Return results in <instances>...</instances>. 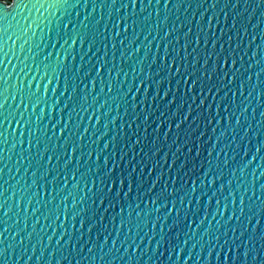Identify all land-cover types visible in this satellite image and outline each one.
<instances>
[{"label":"snow or ice","instance_id":"1","mask_svg":"<svg viewBox=\"0 0 264 264\" xmlns=\"http://www.w3.org/2000/svg\"><path fill=\"white\" fill-rule=\"evenodd\" d=\"M31 2V0H29ZM187 0H177L175 7L177 9L184 6ZM219 0H213L211 4L212 8L218 6ZM161 0H156V4L159 5ZM172 3V0H165L164 7L167 8L168 5ZM229 0H225V7H228ZM256 6H264V0H255ZM37 4L41 8L47 5L50 9H64L67 13L68 9H77L83 7L85 10L91 6L92 12L84 15L83 19H79L80 12L75 13V18L68 16L65 20L64 17H60L56 20L53 27L50 21L46 27L48 32L54 35H49V44L44 45L47 49L50 45L52 51H47L42 55L41 52L37 51L32 54L33 50L29 49L30 58L32 60V67L25 63L24 67H20V73L24 74L26 69H28V74L24 75L25 83H21V77L17 76L16 85H9L8 81L10 79V74L5 63H11L8 59L9 53L13 54L15 58L14 44L10 46L8 41L12 40L13 36L17 40L22 39L23 36H27L28 29L22 30L21 33L12 32L9 35L8 28H0V144H7L8 138L12 137L19 143L21 147L20 160L17 161L18 164H26L27 167L24 171V176L21 180H25L26 187L19 190V201H16L14 207L17 208V215H20V211H27V208L21 209L20 205L24 202L27 197V205L31 206L33 200H36L41 195L43 191L46 195H50V199L44 200L43 204V216L45 220L51 219L55 216L53 223L55 224L57 220L60 219V215L63 213L65 220L68 218L69 209L67 207V201L69 197L73 199L72 209L76 210L77 202L79 204L86 205L78 211H74L72 216L73 221L79 218L80 229L83 230L87 224V235L88 239L85 241L84 233L77 237L76 233L73 232L69 234L68 229L64 228L63 234L59 236L57 244L59 245L61 241L68 237L67 242L59 248L57 251L60 253V259L56 261V264H61V262L67 261V264H82L84 261H88L92 264V261L96 259L92 253L94 250L99 249L103 252L100 255L99 260L101 264H114L115 259H117V253L120 249L117 248V243H121V247L127 245L124 250L123 255L118 258L123 261L125 257H128L127 264H139V261L143 259L145 255L149 254L151 243L156 240L155 249L152 250V255L157 253L163 256L160 252L161 247H164L165 252L176 253V261L179 264L182 254L184 253V246L188 244V240L183 241V245L179 243L180 235L183 233L185 236L188 235L184 232L180 225L182 223L180 217L181 213H184L183 223L188 224L189 213L192 211L193 199H196V192L200 191L201 196L197 201V208L193 215L198 214L201 211L200 202L204 200V197H208V207H211L213 197L223 196L225 191V184L222 182L220 187L216 191L209 192L210 186H215L217 180L223 181L225 172L224 169L228 168L231 161L226 157L223 161L220 160L219 156L215 157V174H213V153L216 152V145L220 143V139L224 138V133H221V137L217 139L216 145L207 149V163L208 167L205 170L204 163L201 162L199 169L196 167V163L205 151V143L203 142L204 133H198L197 120L204 119L207 124H211L212 121L217 122V126L223 121H227L229 128L232 129L234 135L237 134V129L243 131V136L240 138V143H236V148H243V141L248 140L251 144L250 133L253 131L251 126L244 128L241 123V117L248 112L251 107L248 97H251L253 93H256L257 97H264V87H261L260 77L264 75V65L261 64L259 60L255 64H252L251 68H258L255 76L257 83L252 84V75H247L245 78V73L249 71L248 68L244 67V56L248 55L247 52L244 55L237 58L235 49H232L231 43L228 44V48H225L221 44L220 39H215L211 35H208L203 27L197 26L198 31L196 33L195 39H190L191 29L187 33L180 37L176 36V44L179 47H171V42L164 47L163 55H157L153 58L148 66L149 70L145 72L143 67V61L140 65L132 66L131 72L133 74L132 85L128 87L127 91H124L123 84H119V77L121 73H124L123 66H120L117 70L116 64V52H120L121 62L127 59H131L136 53L140 51L137 47L132 49V46L139 39L138 36H133L128 42L127 48L124 47L125 40L128 39L127 33L129 29H132L133 33L136 31V27L140 26L141 31L144 30V25L147 24L148 18L144 20H139L138 13L135 11L137 7L140 8V12L146 11V9L151 6L152 0H148L147 4L143 0H36L32 3V7L36 8ZM119 4V8L117 5ZM239 0H237V5ZM249 0H245V6L247 7ZM11 6V5H10ZM20 7H28V4L24 3V0H19L16 5ZM178 6V7H177ZM191 7V3L188 4ZM202 4H198V8L202 7ZM102 10L107 8L111 9L108 12L107 20L111 23L112 33L114 35H109L108 23L103 25V31H101V21L104 20L103 14L100 19H96L95 12L97 8ZM131 8L133 11L120 15L119 12L122 9ZM115 9V12L113 10ZM10 13H6L4 10H0V23L7 20ZM115 16V19L113 17ZM157 16L159 13L157 12ZM203 19L204 17L201 16ZM35 23V22H34ZM163 24L167 26V17H165ZM161 24L157 23L154 27V31H157L159 35ZM241 27H245L241 25ZM258 27V25H257ZM232 28H236V23H233ZM211 30V21H209V31ZM178 30L175 26H172L167 31H165L164 39L167 40L169 37L173 36ZM231 31V29L229 30ZM123 33L124 39H119ZM245 35H247V30L245 28ZM151 35V31L149 32ZM223 35V34H221ZM239 35V33H238ZM5 37L7 39H5ZM147 39V37H145ZM181 39H183V44H180ZM231 41V37H229ZM117 42L120 48L117 47ZM204 43V47L200 48V44ZM28 43V40H24V44ZM41 43H43V37L41 38ZM111 44L112 56L111 60L108 57V45ZM212 43V50L209 52L208 44ZM24 44L20 45L19 51L24 52ZM242 41L237 43L236 48L241 47ZM59 49L57 50V46ZM87 45V50L85 51V46ZM100 45L101 47H98ZM195 45V46H193ZM217 45H220L219 51H217ZM170 46V47H169ZM36 48H40V45H35ZM191 48L192 51L189 52L188 49ZM93 49H96L94 52ZM103 49V55L99 53ZM132 49L131 55L128 54V50ZM159 52V49L157 50ZM91 53V57L85 60ZM195 54V55H194ZM258 53H253L249 56V60H252ZM79 55L80 62L77 63V56ZM214 58V59H213ZM145 59H148L145 56ZM202 60V62H201ZM159 61V63H158ZM240 64V68H237V64ZM155 65L156 71H152V67ZM19 67V65H18ZM243 69V71H241ZM34 70L36 76H32L31 80H28V75ZM15 71V68L13 69ZM116 72L115 78H113L112 73ZM107 72L108 80L105 81L104 73ZM138 73V74H137ZM163 74V75H162ZM127 73H125V80H127ZM39 77L40 83L35 84L34 81ZM175 80L176 87L175 90L172 88V81ZM46 81V83H45ZM100 85V94L109 96L113 103L120 101L116 111L119 113L120 107H125L127 105L132 109L135 120L140 119V114L135 113V108L139 107L136 103L137 96L131 95L135 89L137 92L140 89H145L144 101L145 107L148 104V90L155 87V95L152 96V103L155 105L151 112L145 111L143 115V123L149 125V121L152 120L153 123L159 121V125L154 129V140H149L147 136L144 137V144L140 147V159L136 160V155H132L127 159V164L123 162L126 157H128V152H118L121 143L124 149H128L131 145V151L135 153V149L142 144L141 138L138 136L136 131L132 132V136H129L125 131L123 135L117 132L115 136H112L107 143L104 144L103 149L99 150L96 155V165L93 169L90 165H82L81 161L84 160L85 154L87 155L89 161H91L93 156V151L91 150V145L87 147L90 149L85 153L84 134H86L89 129L84 128V134H79V123H77L75 132L71 130L72 113L79 115L80 112L85 114L94 108L100 96L96 93L97 82ZM137 81L139 83H137ZM165 82L168 87L164 88ZM55 84L54 87H50ZM61 85L63 90L60 91ZM91 85V87H90ZM183 85V91L181 94V86ZM82 86V87H81ZM107 88V92L104 89ZM249 89L248 97H244L245 89ZM12 89V91H10ZM59 89V91H57ZM257 89H260L257 92ZM51 91L52 96L56 97L59 92L60 98H55L49 104L47 97ZM197 92L199 95H197ZM162 93V94H161ZM223 93V95H221ZM231 93V95H230ZM239 93L242 100L234 99L236 94ZM191 94V95H190ZM220 97L219 102H217V97ZM130 97V99H129ZM170 97V98H169ZM211 97L212 103L216 105L215 115H212V104H208V99ZM9 98L16 103L17 98H19V103L16 104L14 108L9 106ZM91 98V99H90ZM64 100L63 106L61 105V100ZM160 101L159 105H156L157 101ZM199 103L196 104V101ZM258 100V99H257ZM191 101V103L189 102ZM108 99H105L99 107L102 109L108 104ZM227 102V106L223 107V114L221 112L222 106ZM43 104L44 107L41 108L40 112L37 113V108ZM195 104V107H193ZM207 104V108L205 105ZM71 106V110L68 112V121L64 122L65 109ZM175 110L173 111V107ZM128 107H125V116L128 115ZM257 107H261L258 103ZM31 108V111H29ZM59 109L60 118L56 119L53 116V112H57ZM207 110L208 115L204 116ZM159 112V115H157ZM253 114L256 112V108H252ZM51 117L48 120V124H45L43 128L40 127L41 123L45 118V114ZM239 113V115H237ZM111 114V110H109ZM92 115H96V111L92 112ZM35 117V119H33ZM235 117V126L233 127V118ZM260 127L264 129V111L261 112ZM101 117L97 118V124L100 123ZM13 122H15V128L13 129ZM134 122V121H133ZM116 120H111L110 124H115ZM175 124L176 133L175 138L172 140L171 144H168L169 152L165 153L161 158L160 154L163 151V146L160 144L159 131L163 125L168 124V132H172V124ZM51 125L49 127L48 125ZM197 125V127H193ZM150 126V125H149ZM106 128L109 125H105ZM139 128V125H137ZM12 129V131H9ZM57 129H59L57 133ZM147 133V128L144 129ZM213 133L216 132V128L212 129ZM17 132L19 136L17 138ZM51 132L52 135L49 136L48 133ZM68 133L67 137L64 139L63 144H60V138L65 137V133ZM42 133V135H41ZM181 133H183L185 140L182 146L176 148V152L172 153L173 145L179 144ZM95 135V133H93ZM107 135V133H105ZM192 136H196L197 140H201L203 145L197 144L196 140L192 139ZM132 137H136L133 141ZM103 138V137H102ZM126 138V139H125ZM57 141V146L52 147V140ZM164 141L169 140V135L164 134ZM255 139L257 145L255 148V154L252 155V159L248 161L247 164L243 163V157H241V163L237 165L234 169L229 170V176H236L237 171L244 173L248 167L256 159V157L261 153V149L264 148V141L260 139V132H256ZM27 143V148L23 146ZM232 143H235L233 141ZM191 145V147H188ZM112 146V153L109 155H104V152ZM230 144H225L223 148H220V152L223 153L225 149L229 148ZM16 144H13V149H15ZM181 147L187 148V153L184 156L183 161H180L177 153L181 151ZM36 152L33 155V149ZM147 149V151H145ZM80 155L77 157V152ZM193 151L195 152L192 155ZM51 152L52 154L47 156V164L44 163L45 155ZM251 152V148L244 150V157L248 156ZM27 153V155H25ZM58 153H62L59 154ZM169 154H171V164L168 165V179L165 180V173L163 170L159 174L155 175L153 180L145 181L144 170H148V175L151 176L156 172L158 168H161V159L164 164H168ZM103 156V162L100 163L101 157ZM118 156V159L116 158ZM5 156L0 154V164L3 165L0 168V245H6L0 247V264H9L8 253L10 249H15L16 247H21L22 254L19 259H23L26 254L23 251V246L25 241L31 242L35 232V225H33V230L31 232L27 231V215L25 216V227L16 232L13 240L16 241V237H20L18 242L6 243L3 239L4 234L9 232L8 227V217L9 213L13 212V207L9 205V199H13L16 196V191L12 192V197H6L9 192V180L4 179V168L8 165L4 163ZM53 158H56L58 163L56 167H48L51 164ZM63 159V168L59 167V160ZM235 160V157H232ZM262 164H264V157H261ZM111 163V167L109 164ZM23 164L21 166L23 167ZM134 165V166H133ZM71 166V168H70ZM81 167H84V171H81ZM35 169L31 172V184H27L26 177L31 169ZM173 169L174 176H173ZM140 170V171H138ZM19 173L20 168L16 169ZM79 174V178L78 177ZM63 175V180L65 181L62 185L58 187L60 182V177ZM212 175V180L208 181L207 177ZM252 179L248 180L245 178L244 184L238 185L236 189H232L233 180L229 178L227 180V187L229 189V196L231 197L230 204L232 207L231 215L228 216L223 223L219 224V227H227V231L215 236V244L219 247L221 252L227 249L224 256V264H264V172L260 173V177L256 176V172L253 171ZM51 177V179L49 178ZM69 177L71 178L72 189L67 195H62L68 188ZM187 177V180H185ZM15 179V177H10ZM177 180L180 183V187H177ZM163 181V183H161ZM199 183V188L197 184ZM81 184L83 188L81 189ZM147 186V196L148 201L145 202L143 196L139 193L144 190ZM19 181L17 182V186ZM157 185H160L159 190L156 191ZM259 185V187H257ZM169 186L172 187V192L168 191ZM15 187V186H14ZM125 187L127 190L125 191ZM35 189V191H33ZM50 189V192H49ZM241 189H243L241 191ZM136 191L138 193L136 199L139 201L134 204L130 198V193ZM239 191V205L237 206L236 192ZM55 193V195H52ZM82 193V195H81ZM31 194V195H29ZM57 197H60L59 203H57ZM91 203H87V201ZM187 202V206H185ZM107 203V207H104ZM150 203V207H149ZM37 204L41 205V202L37 200ZM119 204L120 211L115 213V208ZM144 205L141 208V205ZM160 204V207H155ZM169 204H171V210H169L166 215L161 218V216H155V222L152 223L151 229L149 230L151 235L149 239V247L143 248L141 250V244L137 243L136 239L131 236L133 224V213L135 212V221L139 222L141 220H147L148 223L151 222V217L153 212L159 213L161 209H168ZM51 205V206H50ZM61 205H64L61 208ZM177 205H180L177 208ZM221 200L216 199V212L213 215V219L216 216H222L221 213ZM208 207L203 209L204 215L199 220V226H203L205 221L208 219L209 215H212L211 211H208ZM127 208V216H125V209ZM229 208V197H224L223 212L227 213ZM109 209L114 211V215L109 220L113 231L115 232L116 238L111 240V247L109 245V239L112 237V232L108 231L107 225L104 221L106 216L103 213H107ZM103 210V213L102 211ZM172 210H175V220L172 225L168 227L167 233H165L164 227L161 226L159 233H156L157 225L160 224L161 219H163L164 224H167L169 217L172 216ZM35 212H41V208L37 207ZM33 215L35 213H32ZM119 217V226H117L116 221ZM223 219V217H222ZM235 220V226L232 227V221ZM253 221L255 223L253 224ZM39 219L36 220V224H39ZM196 220L193 219L191 224H195ZM219 223V222H218ZM16 224H19L17 220ZM191 224L188 227L191 228ZM125 226H128V232L124 234V239L121 242L120 236L123 232ZM137 228H139V223H137ZM75 228V224H73ZM180 228V231L176 232L175 235H170L174 229ZM96 230L95 240H93V230ZM211 227L205 230L204 235L208 236L211 233ZM26 233V235H22ZM229 232L231 233L230 238H225L223 243H221V237H228ZM106 233V234H105ZM237 233H239L237 235ZM149 233H145L148 236ZM159 236L157 240L156 237ZM136 236L139 237V231H137ZM101 237L102 240H101ZM203 239V238H201ZM73 240H75V247L73 246ZM42 242V241H41ZM49 244L52 242V237L48 238ZM208 244H212V240L208 241ZM85 248L89 255H83ZM107 248L105 252L104 249ZM179 248V252H177ZM68 249L67 255L64 254V250ZM203 250V245H202ZM213 251H209L208 256L211 260ZM56 252L51 255L53 258L56 256ZM152 255H149V260H152ZM29 260L32 257H28ZM43 259V257H41ZM171 259V256H169ZM192 259L191 255L187 257V260ZM187 260L184 264H187ZM216 260L219 264L220 255L217 254Z\"/></svg>","mask_w":264,"mask_h":264},{"label":"water","instance_id":"2","mask_svg":"<svg viewBox=\"0 0 264 264\" xmlns=\"http://www.w3.org/2000/svg\"><path fill=\"white\" fill-rule=\"evenodd\" d=\"M19 0H0V10L6 11V13H10L7 20L3 23H0V28H8L9 35H11L12 32L21 33L22 30L28 29L27 36H23L22 39L17 40L15 36H13L12 40L8 41V44L12 46L14 44V51H15V58L13 57L12 53H9L8 59L11 61V63H5V66L8 68L10 79L8 81L9 85H16L17 83V76L21 77V83H25L24 81V75L28 74V69H26L24 74L20 73V67H24L25 63L29 66V68L32 67V60L30 58L29 49H32V54H35V52L39 51L43 54H45L47 51H52L51 46L49 45L47 49L44 48V45L49 44V35H54L53 33L48 32V28L46 25L49 24V22H52V25L54 27L56 20H58L60 17H64L65 20L70 15L73 18H75V13L77 11L80 12L79 19H83L84 15L91 13L92 9L91 6H89L86 10L81 7L77 9H71L69 8L67 13H65L64 9H50L45 5L43 8L37 4L36 8L32 7V3H35L36 0H24V3L28 4V7H20L18 8L16 5L18 4ZM41 3H43V0H40ZM127 2V0H125ZM145 4H147L148 0H143ZM177 0H172V3L168 5L167 8L164 7L165 0H161V3L159 5L156 4V0H152L151 6H149L146 11L140 12V8L137 7L135 11L139 14L138 19L144 20L145 18H148V22L146 25H144V30L141 31V27L137 26L135 33H133L132 29H129V32L126 34L128 39L125 40L124 47L127 48L129 40L133 38V36H138L139 39L136 40V43L132 46V49H135L137 47L140 48V51L136 53L134 56L131 57V59L125 58L123 63L120 59V52H116V64H117V70L120 66H123L124 73H121L119 77V84H123L124 91H127L128 87L132 85L133 81V74L131 72L132 66L140 65V62L143 61V67L145 69V72L149 70L148 66L153 58H155L157 55L162 56L163 50L166 45L171 42V47H179L180 45H177L175 40L176 36L179 35L180 37H183L185 33L191 29L190 39H195L196 33L199 30L198 25L203 27L204 31L208 34L214 37V40L212 42H215V39H220L221 44L224 45L225 48H228V44L231 43L232 49H235L237 58L239 56L244 55L245 52L248 53V55L244 56V67L248 68L249 71L245 73V78L247 75H252L253 80L252 84L255 85L257 83L255 73L258 71V68H251L250 66L252 64H255L257 60L261 62L262 65H264V6L257 7L255 0H249V4L246 7L245 6V0H239V4L237 5V0H229L228 7H225V0H219L218 6L216 8H212L211 4L213 3V0H187V2L184 4L183 7L177 9L175 7ZM191 3V7L188 6V4ZM198 4H202V7L198 8ZM11 5V6H10ZM178 7V6H177ZM117 8H119V4L117 5ZM111 9H101L97 8L95 12L96 19H100L101 15L103 14L104 20L101 21V31H103V25L105 23H108L107 15L108 12H110ZM133 11V9H122L119 14L124 15L129 12ZM115 12V9L113 10ZM157 12L159 13V16H157ZM203 16L204 19L201 17ZM167 17V26L163 24V21ZM115 19V16L113 17ZM209 21H211V30L209 31ZM35 22V23H34ZM157 23L161 24L159 35H157V31H154V27ZM233 23H236V28L233 29L232 25ZM241 25H244L245 27H241ZM258 25V27H257ZM172 26H175L178 30L176 33L173 34V36L169 37L167 40L164 39L165 31H167ZM245 28L247 30V35L244 34ZM108 29H109V35L112 33V27L111 23H108ZM231 29V31H229ZM151 31V35H149V32ZM239 33V35H238ZM223 34V35H221ZM114 35V33H112ZM43 37V43H41V38ZM147 37V39H145ZM229 37H231V41H229ZM5 39H7L5 37ZM119 39H124L123 33L121 34V37ZM24 40H28V43L24 44ZM242 41L241 47L239 49L236 48L237 43H240ZM183 39H181L180 44H183ZM24 44V52L21 53L19 51L20 45ZM35 45H40V48H36ZM195 46V45H193ZM98 47H101L98 45ZM117 47L120 48L119 43L117 42ZM170 47V46H169ZM200 48L204 47V43L202 42L199 46ZM220 45H217V51H219ZM59 49V45L57 46V50ZM132 49L128 50V54L131 55ZM159 49V52L157 51ZM87 50V45L85 46V51ZM209 52L212 50V43L208 44ZM95 52L96 49H93ZM189 52L192 51L191 48L188 49ZM253 53H258L252 60H249V56H251ZM100 55H103V49L99 53ZM195 55V54H194ZM112 51H111V44L108 45V57L111 60ZM145 56L148 57V59H145ZM91 57V53L87 57H85V60L89 59ZM214 59V58H213ZM80 62L79 55L77 56V63ZM202 62V60H201ZM159 63V61H158ZM19 65V67H18ZM240 64H237V68H240ZM15 68V71L13 69ZM152 71H156L155 65L152 67ZM243 71V69H241ZM125 73H127V80H125ZM138 74V73H137ZM163 75V74H162ZM32 76H36V73L34 70L31 71V74L28 75V80H31ZM113 78L116 76V72L113 71L112 73ZM105 81L108 80L107 72L104 73ZM261 87H264V75H261L260 77ZM40 83L39 77L34 81L35 84ZM46 83V81H45ZM137 83H139L137 81ZM55 84H53L50 87H54ZM82 87V86H81ZM91 87V85H90ZM100 87H103V85L99 84V81L97 82L96 87V93L99 94L100 98L97 101L96 105L93 109L89 110L86 114L84 112H80L79 115L76 113H72V121H71V130L75 132V128L77 123H79V134H84V128H88L89 131L84 134V141L83 144L85 145V153L89 151L90 149L87 147L88 145H91V150L93 151V156L91 161H89L87 155L85 154L84 160L81 161L82 165H90L93 169L96 165V155L99 153V150L103 149V146L105 143L108 142V140L115 136L117 132H120L121 135L126 131L129 136H132V132L136 131L138 136L142 140V144L138 146L135 149V153H133L131 149V145H129L128 149H124L123 144L121 143L120 148L117 150L118 152L127 151L128 157L125 158L124 164H127V159L131 157L132 155H136V160L139 161L141 153H140V147L144 144V137L147 136L149 140H154V129L157 128L159 125V121H156L155 123L152 122V120H155V117L152 118V120L149 121V125H145L143 123V113L145 111L151 112L153 107L152 103V96L155 95V87L148 90V104L147 108L145 107L144 101V94L145 89H140L138 92L134 89L133 93L131 95L137 96L136 103L139 104V107L135 108V113L140 114V119L135 120V117L133 115L132 109L125 105V107H128V115L125 116V107L119 108V113H117L116 109L118 105L121 103L120 101H117L116 103H113L111 99V95H115V93L105 96L103 94H100ZM168 85L165 82L164 88H167ZM176 82L175 80L172 81V88L175 90ZM63 90V86L61 85L60 91ZM260 89H257V92H259ZM12 91V89H10ZM59 91V89H57ZM105 92H107V88L104 89ZM183 91V85L181 86V94ZM248 91L249 89H245L244 91V97H248ZM162 94V93H161ZM191 95V94H190ZM197 95L199 93L197 92ZM223 95V93H221ZM231 95V93H230ZM244 97H241L239 93L236 94V97L234 99L242 100ZM60 98L59 92L57 93L56 97L52 96L51 91L49 92L48 97L46 98L49 104L52 102L53 99ZM170 98V97H169ZM91 99V98H90ZM105 99H108V104L104 108H100L99 105L104 102ZM130 99V97H129ZM249 102L251 103V107L249 108L248 112L244 114V116L241 117V123L244 125V128H248L251 126L252 132L249 134L251 138V144L248 143V140L243 141V148L237 149L236 143H240V138L243 136V131L240 129H237V134L234 135L232 132V129L229 128L227 121H223L217 126L216 121H212L211 124H207V121L204 119L197 120L198 124V133H204L203 136V142L205 145H203V142L201 140H197L196 136H192L193 140H196L197 144L205 146V151L203 152L202 156L199 158V160L196 163L197 169H199L200 163H204L205 170H207L208 163H207V149L211 148L213 145H216L217 139L221 137V133H224V138L220 139V143L216 145V152L213 153V174H215V157L219 156L220 160L223 161L226 157L231 161L228 168L224 169L225 176L223 181L217 180L216 185L210 186L209 189H206V191L209 192V195H211V192L216 191L220 187V184L223 182L225 184V191L223 196L213 197L211 207H208L207 201L208 197L205 196L204 200L200 202L201 211L193 215L195 213L197 208V201L199 197L201 196V192H196V199H193L192 202V211L189 213V221L188 224H191V221L193 219L196 220L195 224H191V228L188 227V224L183 223V216L184 213H181V225L180 228L183 229L184 232H187L188 235L185 236L183 233L180 235V241L179 243L183 245V241L185 239L188 240V244L184 246V253L181 256V259L179 261V264H184V261L187 260V257L191 255L192 259L187 260V264H218L216 260L217 254L220 255V261L219 264H224V256L227 252V249L224 250V252H221L219 247L215 244V236L220 235L221 233L227 231V227H219L220 223H223L224 220L228 218V216L231 215L232 207L230 204L231 197L229 196V189L227 187V180L231 178L233 180L232 189H236L238 185L244 184L245 178L248 180L252 179V172H256V176L259 178L260 173L264 172V164H262L261 157H264V148L261 149V153L256 157L254 161L250 165H248L246 171L244 173H241L240 171H237L236 176L230 177L229 176V170L234 169L237 165L241 163V157H243V163L247 164L248 161L252 159V155L255 154V148L257 145V141L255 139L256 132H260V139L261 141H264V129H261L260 127V121L262 119L261 112L264 111V97H260L256 95V93H253L251 97H248ZM258 99V100H257ZM220 97H217V102H219ZM65 101L61 100V105L63 106V103ZM191 103V101H189ZM19 103V98H17L16 103L14 104L11 98H9V106L11 108H14L16 104ZM199 103V100L196 101V104ZM208 104H212V115H215L216 112V105L212 103L211 97L208 99ZM260 104L261 107H257V104ZM160 101L158 100L156 102V105H159ZM227 106V102H225V105L222 106L221 112L223 114V107ZM44 105L41 104L40 108H37V113L40 112L41 108H43ZM193 107H195V104H193ZM205 108H207V104L205 105ZM252 108H256L255 114L252 112ZM71 110V106L68 109H65L64 115V122L68 121V112ZM109 110H111V114H109ZM175 110V106L173 107V111ZM29 111H31V108H29ZM96 111V115L93 116L92 112ZM53 116H56V119L59 120L60 114L59 109H57V112L52 113ZM157 115H159V112H157ZM208 112L207 110L204 113V116H207ZM239 115V113H237ZM100 123L97 124V118L101 117ZM51 117L48 115V113L45 114V118L43 122L41 123L40 127L43 128L45 124H48V120ZM35 119V117H33ZM111 120H116L115 124H110ZM134 121V122H133ZM233 127L235 126V117L233 118ZM105 125H109L108 128L105 127ZM137 125H139V128H137ZM51 127V125H48ZM168 124L163 125L162 128H160L159 136H160V144L163 146V151L161 152L160 156L161 158L165 153L169 152L168 144L172 143V140L175 138L176 128L175 124H172V132H168ZM193 127H197V125H193ZM15 128V122H13V129ZM147 128V133H145L144 129ZM216 128V132L213 133L212 129ZM9 131H12V129H9ZM59 129H57L58 133ZM95 133V135H93ZM107 133V135H105ZM167 133L169 135V140L167 142L164 141L163 137L164 134ZM42 135V133H41ZM49 136L52 135L51 132L48 133ZM68 133H65V137H61L59 143L63 144L64 139L67 137ZM19 136V133L17 132V138ZM103 137V138H102ZM136 137H132L133 141ZM126 139V138H125ZM185 137L183 133H181L179 144L173 145L172 147V153L176 152V148L179 146H182L184 144ZM235 141V143H232ZM16 144L15 149H13V144ZM225 144H230L231 146L223 153L220 152V148H223ZM52 147L57 146V141L55 139L52 140ZM25 149L27 148V143L25 142L24 146ZM188 147H191V145H188ZM251 148V152H249L248 156L244 157V150L247 148ZM147 151V149H145ZM20 152L21 147L19 143H17L16 140H14L12 137L8 138V143L0 144V154L4 155L6 158L4 160V163L8 165L7 168H4V179L9 180V192L6 194L5 198L12 197V192L16 191V196L13 199H9V205L13 207V212L9 213L8 217V227L9 232L4 234V241L6 243H15L18 242L20 237H16V241L13 240V237H15V234L17 231L23 229L25 227V216L27 215V231L31 232L33 230V225H35V232L36 235L33 236L31 242L25 241V244L23 246V251L26 253L24 255V258L21 260L19 257L22 254L21 247H16L14 250L10 249L8 253V261L9 264H56V261L59 260L60 253L57 251L59 248H61L68 240V237H65L64 241H61L60 244H57V240L59 239V236L63 234L64 228L68 229L69 234L75 232L76 236L78 237L81 232H83L84 239L87 241L88 235H87V227L88 225H85V228L83 230L80 229V223L79 218L75 221H73L72 216L74 214V211H78L85 207L84 204H79L77 202V208L76 210L72 209L73 199L69 197L67 201V207L69 209L68 212V218L65 220L63 213L60 215V219L56 221V223H53V220L55 219V216H53L51 219L45 220L43 216V204L42 202L44 200L50 199V195H46L43 191H41L40 197H38L36 200H33V203L31 206L27 205V197L25 198L24 202L20 205L21 209L27 208V211H20V215H17V211H19L17 208L14 207V204L16 201H19V190L26 187L25 180H21V177L24 176L25 168L27 167L26 164H23V161H21V164H23V167L21 164H18L17 161L20 160ZM35 148L33 149V155H35ZM112 153V146L108 148L106 152H104V155H109ZM187 153V148L181 147V151L177 153V155L180 158V161H183L185 154ZM52 153L49 152L45 155L44 163L47 164V156L51 155ZM62 154V153H58ZM195 152L193 151L192 155H194ZM27 155V153H25ZM80 155L79 151L77 152V157ZM235 157V160H232V157ZM118 159V156L116 157ZM171 154H169V160L168 164H164L163 160L161 159V168H158L155 173H153L151 176L148 175V170H144V179L145 181H151L155 178V175L159 174L161 170L164 171L165 176L164 179H168V165L171 164ZM64 160H59V167L60 169L63 168ZM103 162V156L101 157L100 163ZM57 159L53 158L51 164L48 165V167H56L57 166ZM134 166V165H133ZM3 165L0 164V168H2ZM109 167H111V163L109 164ZM20 168L19 173H17L16 169ZM71 168V166H70ZM35 169H31L28 172V176L25 178L27 181V184H31V172ZM84 167H81V171H84ZM140 171V170H138ZM174 169H173V176H174ZM10 177H15V179H11ZM51 179V177H49ZM79 178V174L78 177ZM185 180H187V177H185ZM208 181L212 180V175H209L207 177ZM19 181V185L17 186V182ZM65 181L63 180V175L60 177V182L58 184V187L62 185ZM2 183V181H0ZM72 181L69 177L68 181V188L65 190V193L62 195H67L68 192L72 189ZM163 183V181L161 182ZM15 186V187H14ZM147 184L145 185V189L142 190L139 195L143 196L145 202L148 201L147 196ZM177 187H180V183L177 180ZM160 185H157L156 191L159 190ZM259 187V185H257ZM83 188V184H81V189ZM197 188H199V183L197 184ZM127 188L125 187V191ZM172 187L169 186L168 191L172 192ZM243 189H241L242 191ZM35 191V189H33ZM50 192V189H49ZM31 195V194H29ZM52 195H55V193H52ZM82 195V193H81ZM138 193L136 191H133L130 193V198L133 201V206L135 203L139 202L136 197ZM239 191L236 192L237 197V206L239 205ZM224 197H229V208L228 212H223V205H224ZM219 198L221 200V213L222 216H216V219H213V215L216 212V199ZM60 197H57V203H59ZM37 200L41 202V205L37 204ZM87 203H91V201H87ZM51 206V205H50ZM149 203V207H150ZM187 206V202L185 204ZM39 207L41 208V212H35V209ZM64 205H61V208H63ZM104 207H107V203ZM144 205H141V208H143ZM155 207H160V204H157ZM180 205H177V208H179ZM205 207H208V211H211L212 215L208 216V219L205 221L203 226H199V220L203 217L204 212L203 209ZM171 210V204H169L168 209H161L159 213L153 212V216L151 217V222L148 223V226L145 227L144 223L147 224V220H141L139 222L135 221V212L133 213V224L131 236L136 239L137 243H140L141 240H143V244H141V250L145 247H149V239L151 235L154 233H151L149 230L151 229L152 223L155 222V216L159 215L161 218H163L166 213ZM103 213V210H101ZM120 207L119 204L115 208V213H119ZM32 213H35L34 215ZM112 209H109L107 213H103V215L106 216V219L104 221L105 225L108 227V231L112 232V237L109 239V245L108 247H111V240L116 238L115 232L112 229L111 224L109 223V220L111 217L115 214ZM175 210H172V216L169 217L167 224H164L163 219H161L160 224L157 225L156 233H159L160 227L163 226L165 233H167L168 227L172 225L173 221L175 220ZM125 216H127V208L125 209ZM223 217V219H222ZM39 219V224H36V220ZM19 220V224L17 225L16 222ZM219 222V223H218ZM137 223H139V228H137ZM255 221H253V224ZM73 224H75V228H73ZM117 226H119V217H117L116 221ZM60 225H63L64 228H61ZM232 227L235 226V220L232 221ZM209 227H211V233L208 236H205V230H207ZM180 228L174 229L173 232L170 235H175L176 232L180 231ZM2 230V229H0ZM137 231H139V237L136 236ZM128 232V226H125L123 232L120 236V241L122 242L124 239V234ZM145 233H149L148 236H145ZM106 234V233H105ZM239 233H237L238 235ZM22 235H26V233L22 232ZM96 230H93L92 236L93 240H95ZM49 236L52 237V242L49 244L48 238ZM231 233L229 232L228 237H221V243H223V240L225 238H230ZM103 237H101L102 240ZM203 238V239H201ZM156 239H159V236L157 235ZM212 240V244L209 245L208 241ZM42 241V242H41ZM156 240H153L151 243L150 251L148 255H145L141 261H139V264H177L176 261V253L172 252H165L164 247H161L160 252L163 253V256H160L159 253L152 255V250L155 249ZM203 245V250H202ZM6 245H0V247H3ZM73 246L75 247V240H73ZM127 245H124V247H121V243H117V248L120 249V252L117 253V259H115L114 264H127L128 257H125L123 261H121L118 257L123 255L125 248ZM215 248V251H213L211 260H209L208 253L209 251H212V249ZM104 251H107V248L104 249ZM179 252V248L176 250ZM53 252H56L55 258L51 255ZM68 249L64 250V254L67 255ZM83 255L87 256L89 253L87 252V248H85ZM96 257L94 261H92V264H101V261L99 260L100 255H103V252H101L99 249L94 250L92 253ZM149 255H152V260H149ZM264 255V254H262ZM169 256H171V259H169ZM28 257H32L31 260L28 259ZM43 257V259H41ZM61 264H67V261L61 262ZM72 264H75V261L72 262ZM82 264H89L88 261L82 262ZM135 264V261L133 262ZM228 264H231V261L228 262Z\"/></svg>","mask_w":264,"mask_h":264}]
</instances>
